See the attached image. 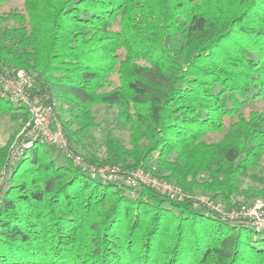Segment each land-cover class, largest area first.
Listing matches in <instances>:
<instances>
[{
  "label": "trees",
  "instance_id": "1",
  "mask_svg": "<svg viewBox=\"0 0 264 264\" xmlns=\"http://www.w3.org/2000/svg\"><path fill=\"white\" fill-rule=\"evenodd\" d=\"M23 2L0 16V69L29 72L35 94L59 102L76 150L99 127L96 108H116L130 147L109 136L105 159L77 151L144 168L187 198L93 178L40 143L12 162L11 136L0 142V264H264V233L193 205L200 191L264 201V178L241 187L264 164V108L251 109L264 102V0ZM18 111L28 122L0 99V117Z\"/></svg>",
  "mask_w": 264,
  "mask_h": 264
},
{
  "label": "built area",
  "instance_id": "2",
  "mask_svg": "<svg viewBox=\"0 0 264 264\" xmlns=\"http://www.w3.org/2000/svg\"><path fill=\"white\" fill-rule=\"evenodd\" d=\"M34 77L23 69L3 71L0 69V99L19 105L29 114L19 136L21 140L13 146L11 161L15 162L25 149L36 143L55 147L72 163L90 176L105 182L122 183L128 187L140 185L149 187L157 193L179 201L187 195L175 184L158 179L150 172L138 169L127 172L114 165H101L86 160L70 143L63 129L54 127V106L46 104L35 94ZM193 205L197 209L214 214L236 226L249 227L264 233V201L257 199L250 205L228 208L221 200H214L204 194L193 196Z\"/></svg>",
  "mask_w": 264,
  "mask_h": 264
},
{
  "label": "rangeland",
  "instance_id": "3",
  "mask_svg": "<svg viewBox=\"0 0 264 264\" xmlns=\"http://www.w3.org/2000/svg\"><path fill=\"white\" fill-rule=\"evenodd\" d=\"M23 8H24L23 0H10L6 4L0 7V16L10 11H14V10L23 12ZM14 106L16 107L17 105L14 104ZM251 107H252L251 109L255 108V109L261 110L264 108V102L257 101L251 104ZM244 110L246 113H248L250 109L246 108ZM59 112H60L59 102L55 101L54 102V117L52 120V124L54 127H59L62 129L61 124L57 117V113ZM23 114L24 112L18 111V112H14L12 115L0 117V142L2 144H5L11 136L14 137V139L12 140V144H11V157L13 153V146L15 145V143L17 144V142L21 140V138L19 139V136L21 135L23 131L24 125L27 123V122L24 123ZM95 117H96L97 124H99V127L93 130L88 136L82 137L81 140L83 142V145L77 148V150L83 156H87L91 154V155H94L99 160L105 159L106 141L109 138V136L112 137L113 139L119 140L127 148L130 147L129 128L123 125L119 121L118 110L116 108L108 107V106H98L96 108ZM222 136H223L222 134H212L208 136V140L212 142H217L220 138H222ZM47 149L54 157H58L60 162H64V161L67 162L63 158V155H62L63 153L61 150L55 147H51V146H48ZM149 166L154 167L155 166L154 161H151ZM138 169L145 170L144 168H137V169H133L127 172H132ZM262 178H264V164L260 169L249 172L248 174L242 176L241 177V180H242L241 187L245 189L247 187L261 186ZM200 193L207 195L209 197H212L211 194L202 193L201 191L199 193H195L193 196L199 195ZM218 200H221V199H218ZM255 200L248 201L244 197L242 198L241 196H235L231 199L230 205L227 204V207L232 208V207H237L239 205H250ZM244 232L255 235L251 230H246ZM255 237L259 238L258 236H255Z\"/></svg>",
  "mask_w": 264,
  "mask_h": 264
}]
</instances>
